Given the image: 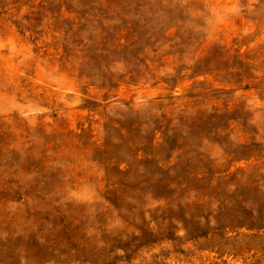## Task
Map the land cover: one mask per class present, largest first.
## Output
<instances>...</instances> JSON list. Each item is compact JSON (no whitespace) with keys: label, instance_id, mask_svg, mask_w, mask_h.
<instances>
[{"label":"rangeland","instance_id":"obj_1","mask_svg":"<svg viewBox=\"0 0 264 264\" xmlns=\"http://www.w3.org/2000/svg\"><path fill=\"white\" fill-rule=\"evenodd\" d=\"M0 264H264V0H0Z\"/></svg>","mask_w":264,"mask_h":264}]
</instances>
